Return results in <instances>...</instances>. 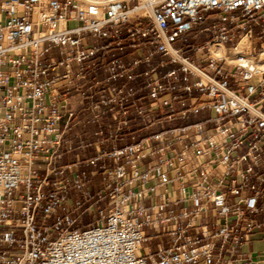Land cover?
<instances>
[{"label": "built area", "instance_id": "built-area-1", "mask_svg": "<svg viewBox=\"0 0 264 264\" xmlns=\"http://www.w3.org/2000/svg\"><path fill=\"white\" fill-rule=\"evenodd\" d=\"M201 22L212 27L193 37H212L186 55L174 44ZM88 36L105 42L87 47ZM125 37L155 51L127 63ZM261 57L264 0H0V264H255L242 247L254 234L264 241ZM77 96L88 112L78 122ZM204 110L213 128L142 133ZM91 121L97 156L87 174L79 160L63 162L86 147L79 134L71 141L74 126ZM97 176L103 188L93 193ZM95 207L99 220L75 228Z\"/></svg>", "mask_w": 264, "mask_h": 264}, {"label": "rangeland", "instance_id": "rangeland-1", "mask_svg": "<svg viewBox=\"0 0 264 264\" xmlns=\"http://www.w3.org/2000/svg\"><path fill=\"white\" fill-rule=\"evenodd\" d=\"M232 14L234 15H238L239 11L233 12ZM71 25H76V23H73ZM145 25L146 22H145ZM207 27H212V22H201L198 24L196 30L192 33H190V35L188 37H184L183 39L178 40L174 46L176 48L181 49L182 51L185 52L186 55H192L194 48L197 47L200 44L205 43L208 39H210L212 37L211 33L208 32H201L199 33L198 37H193L194 34L198 33L200 31V29L203 28H207ZM260 29L256 28V34H259ZM105 42L102 39L99 40H95L92 36H88L87 37V43L86 46L90 47L92 46L94 43H98L101 44ZM113 46H111V48H109V50L106 51H102V53H99V55H110L111 54V50H113ZM155 51V47L154 45H151L150 42H147L143 39H141L140 37L137 38V40L135 42L130 41L127 37L124 38V50L123 51H119V55L123 56L124 59L126 60L127 63H132L135 60L139 59L140 55L141 56H146L149 55V53H152ZM60 51L58 49L53 50L52 54H56L53 56L59 55ZM108 59V57L106 58ZM173 67V66H171ZM170 67V68H171ZM95 68H97V71L95 72L96 75L94 76L95 80H104V78L106 77V73L104 72V70L100 69L98 66H95ZM119 84V83H117ZM72 101H77L79 103V105H82L83 110L81 112L80 115H78V119L77 122L86 118L88 116V112L87 109L83 103V98L82 96H77L75 98H73L71 100ZM111 120V117L108 114H105L103 116V119H101V124L104 126L106 124H108ZM77 126L81 127L82 129H86V136L84 137L83 134H81V132H78L79 135H81L83 141H84V145H86L85 148H81L79 150H77L75 153H72L70 155H68L65 158V161L63 162L64 164H72L75 163L79 160V171L81 172H86L87 174H90V172L94 171L95 169L92 168V166H87L86 162L94 157L97 156V152H96V148L95 145H91L89 146V144H94L97 141V136H95V132L98 128V123H94V122H90V124H88L87 126H83L82 124H76ZM169 126L167 125L166 128H168ZM161 126H158V128H156L154 131H159L161 130ZM76 135L73 134V132L70 133V138L71 141L74 142L75 144L79 145V139L75 138ZM108 142H106L107 144ZM111 146V143L110 145ZM100 176L97 177H92L91 179V184H90V189L92 190L93 193H97L99 190H101L103 188V183L102 181L99 179ZM70 197L73 199V204H70L69 206H67V208L71 211L77 209L76 205H75V200L80 199L82 197V193L74 191L70 193ZM90 204L85 205L82 209L81 212H83L85 210V208H87ZM99 206L101 207V209H106L108 207V204H103L102 207V203L99 204ZM106 213V211H105ZM41 215L42 213L39 214V219H41ZM78 215V209L77 211H75L74 216L75 218ZM99 220V214L97 213V209L95 207V209L93 211H88L85 212L82 216H80L78 218L77 224L75 226V228H87L89 225L95 223L96 221ZM54 223V218L50 219L48 221V224L52 225ZM160 240L155 239L152 243L151 246H156L157 241Z\"/></svg>", "mask_w": 264, "mask_h": 264}, {"label": "crops", "instance_id": "crops-1", "mask_svg": "<svg viewBox=\"0 0 264 264\" xmlns=\"http://www.w3.org/2000/svg\"><path fill=\"white\" fill-rule=\"evenodd\" d=\"M205 43L203 44H200V45H204ZM52 55H56V54H52ZM189 56H193V55H189ZM196 58H199L198 56ZM162 57L161 55H157L156 56V60H161ZM205 64V63H204ZM144 68L146 67H139L138 68V71H142ZM195 100L197 101H200V100H204V98L202 97H197ZM195 100H193V102H195ZM189 103V102H188ZM70 108L75 111L78 115L81 114L82 110H83V107L82 105H79V103L77 101H72L71 104H70ZM212 117V114L209 110H204V111H201L200 113L198 114H190L189 116V119H186V120H181V119H178V120H174V121H165L163 122V124L161 125V130H165V129H168V128H172V127H179V126H184V125H188L190 123H195V122H207V126L208 128H213L216 124L215 122H211L210 121V118ZM167 125L169 126L168 128ZM157 127H153L151 129H146L145 131H142L143 135H148V134H152L154 132H157V131H154ZM73 134L74 135H78L79 133L78 132H81V134H83V136L85 137L86 136V129H82L81 127L75 125L73 130H72ZM248 140L250 141L251 140V137L248 138ZM262 146L264 147V141H262ZM242 153V152H241ZM153 161L155 162L156 160L153 159ZM152 164V159H148L146 161V165H150ZM171 175H174V173L172 172ZM178 188V184L174 187V190H177ZM161 192L159 191L158 194H160ZM158 194L151 197L150 199H148L146 201V204H153L155 201H156V196L158 197ZM259 219H261L260 217H257ZM214 222H215V219H214V215L213 213L211 214V216L208 217L207 219V223L209 224V229L210 230H214L216 229L215 225H214ZM190 234L193 235L194 234V231H190ZM153 251L155 252L156 250V246H151ZM242 252L244 254H246V256H249V258L255 263V264H262L260 261H262L264 259V241L262 239V235L261 234H254L252 236V242L251 243H247V244H244L243 247H242Z\"/></svg>", "mask_w": 264, "mask_h": 264}, {"label": "bare ground", "instance_id": "bare-ground-1", "mask_svg": "<svg viewBox=\"0 0 264 264\" xmlns=\"http://www.w3.org/2000/svg\"><path fill=\"white\" fill-rule=\"evenodd\" d=\"M246 43V37H243V41L242 44ZM210 47H211V53L215 54V55H220L221 53H223L225 51V46L224 44L220 43L218 40H214L210 43ZM260 66L262 69H264V58L261 57V63Z\"/></svg>", "mask_w": 264, "mask_h": 264}]
</instances>
